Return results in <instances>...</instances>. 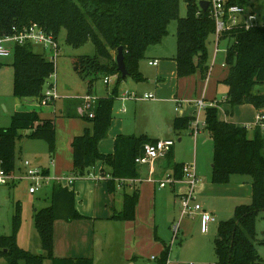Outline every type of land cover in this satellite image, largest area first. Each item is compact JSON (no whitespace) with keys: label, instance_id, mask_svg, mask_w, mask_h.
I'll return each instance as SVG.
<instances>
[{"label":"trees","instance_id":"trees-1","mask_svg":"<svg viewBox=\"0 0 264 264\" xmlns=\"http://www.w3.org/2000/svg\"><path fill=\"white\" fill-rule=\"evenodd\" d=\"M248 0H229L246 6ZM187 14H180L181 4ZM201 0H0V34H9L13 26L31 23L42 25L53 32L56 39L65 32V42L81 47L91 41L95 54L80 55L75 59L77 71L90 78L89 93L102 76H117L112 95L100 97L91 112L83 117L94 123V129L75 136L73 146V173L87 176L98 162L100 173L110 177L109 191H117L116 182L140 178V165L136 157L143 147L156 139L146 134L124 135L115 138L114 151L103 153L100 142L108 137L113 120V105L118 87L126 79L118 70L116 55L123 47L127 69L136 81H144L139 61L148 47L158 44L169 33V25L177 20L178 77L198 74L206 78L211 68L210 45L214 41L215 21L200 6ZM232 39L227 46L228 72L222 80L228 86L227 102L231 108L251 104L264 113V24L250 29L236 28L223 36ZM14 95L20 108L11 116L9 127H0V165L8 172L16 168L15 142L24 134L43 139L48 144L50 157L57 146L56 122L42 113L44 88L55 71V66L44 54L33 50L32 44L14 47ZM54 100L49 102L52 103ZM206 130L213 139L212 181L228 183L232 175H249L252 179V201L238 205L234 217L221 221L214 240L216 264H264L256 248V220L264 211V130L220 118L217 107H208ZM193 117H177L174 129L191 127ZM250 135V129H253ZM168 167L176 177H182L181 163L173 162L172 149ZM48 174L49 171L46 170ZM133 185V184H132ZM140 192L135 184L131 192L123 193L122 210H113L112 219L131 221L136 218ZM85 218L77 209L76 194L72 187L54 181L49 206L35 210L34 223L45 253H33L22 248L16 230L21 221V205H17L13 218L14 233L0 235V257L7 264H43L54 258L55 223ZM171 246H166L158 257V264L169 259ZM77 261V260H76ZM77 264H95L93 258H83Z\"/></svg>","mask_w":264,"mask_h":264},{"label":"rangeland","instance_id":"rangeland-1","mask_svg":"<svg viewBox=\"0 0 264 264\" xmlns=\"http://www.w3.org/2000/svg\"><path fill=\"white\" fill-rule=\"evenodd\" d=\"M246 6L263 19L264 0H248ZM180 14L182 17H185L187 14L186 4L184 2L181 4ZM177 27V20H173L168 28L169 33L160 43L148 47L145 52V57L140 59L139 70L145 78L144 81H136L131 76H128L121 83L122 88H128L136 92L139 96L152 93L156 99H131L126 102L125 107H122L121 100L116 98L113 105V119L117 117V119L127 121V127L121 132L124 135L143 133L141 131L148 133L151 137L165 138L169 135L175 140L173 153L176 162L181 164L194 163L199 177L206 182H211V160L214 144L205 126H200L197 137L190 128L178 130L173 127L177 117L191 115L194 111H197L196 100L205 98L207 103H210L213 99L222 100L227 94L228 86L221 80L225 78L228 72V65L225 66L228 41L222 39L219 42V50L216 55L217 44L215 42L211 43L210 60L212 70L206 78H202L198 74L178 77V74L176 75L174 73L175 83L178 89L174 101L167 102L164 100L167 96L162 94L161 88L167 82L168 78H173V66L171 63H166V69L170 72L167 71V75L159 79V68L150 65L149 61L158 57L162 67L166 62L164 61L165 59L177 54ZM60 45L61 54L58 58V68L55 73L57 76V91L59 95L56 98V101H59L58 108L65 102L67 97L75 98L88 93L90 78L84 79L77 71L75 59L80 55L93 56L95 54V47L91 41L81 47L68 45L65 42V32L60 36ZM33 50L44 55L48 53H45L43 46L37 43L33 44ZM13 61L14 53L9 57L0 58L1 128L10 126L11 116L17 110V99L14 95L15 68L12 65ZM54 80L55 77H52L48 81L53 82ZM153 80L156 83H153ZM115 84L116 80H113L109 85L110 88ZM48 85L46 84L45 87H48ZM106 86L102 76L94 83V87L99 91H102ZM46 106L42 108L44 116L56 119L57 115L49 114L52 107ZM121 108H126V111L121 112ZM205 111L206 109H203L200 114L202 122L206 121ZM256 115L257 111H255L254 106L251 104L238 105L232 111L229 105H225L223 111L220 112V116L224 119L249 126L255 121ZM64 119L67 120L66 128L62 127L59 122H56L58 129V136L56 137L57 146L52 158L50 157L48 144L45 140L30 138L25 134L22 137L16 138L15 172L21 173V164H23V161L29 160L36 166L43 168L49 167L51 169L50 177H52L56 160L58 157H61L63 160L62 168L68 169L69 164L71 166L70 171H64L60 174L54 173V177L60 178L63 185H68L67 180H65L67 175L77 180L80 178L81 180H79L75 188L77 205H80L85 213L91 214L94 211L100 213L103 211V207L97 204V190L94 186H91L93 182H88L73 173V157L71 158L69 149L58 150V144L60 146L65 144L64 140L68 138L70 128H77V122L84 127L80 134L85 133L87 129L93 131L94 123L90 119L83 118V114L80 116L64 117ZM142 124L146 128H140ZM250 135H252L251 131ZM107 139L105 138L101 141L102 147L100 150L108 151L109 147L105 143ZM195 144H197L196 146L198 148ZM70 149L73 153L72 144H70ZM95 170L96 174L99 175L100 167L96 165ZM141 171V200L139 204L141 213L139 217L138 215L136 217L139 226H141L145 234H148L146 230L150 228L151 239L155 244L149 243L147 240L136 243L132 239V232L130 235L129 231L127 232L126 242H124L123 230L119 227V224L122 223H116L118 225L112 226L110 223H105L106 220H102V217H100L96 223V236L101 242V249L103 248V251L97 254L96 264H158V259L152 260L151 257H159L161 251L166 246H171L169 264H216L217 257L214 250V240L217 235V228L221 221L234 217L235 204H230L227 199L220 197L215 199L213 203H215L216 209L213 212L217 218V222L210 225L209 232L203 233L198 217H181L180 205L179 202H176L173 190L169 187L159 189L154 183L148 181L149 171L146 166L142 165ZM156 172V176H161V170L159 168L156 169ZM168 173L172 172L169 171ZM104 179L107 182L110 177L105 176ZM231 179L234 180V184H237L235 180L244 179L248 181L251 180V177L249 175L236 174ZM53 181L52 179L49 183L43 184L37 193H31L29 191L30 183L25 179L18 181L15 185L0 186V235H11L14 233L13 218L16 214L17 205L20 204L21 221L16 230L17 241L22 248L33 253L39 254L42 252L39 233L34 223V215L35 210L50 205ZM125 183L126 185H132L136 182L131 183L126 180ZM195 201L199 203L204 202L202 198L198 199L197 190ZM241 201L243 202L240 204L251 203L249 198ZM79 209V213L84 216V213L81 212L82 210L80 211ZM82 219L75 220L76 222L73 224L75 230H78L77 227L79 224H84L85 220ZM150 219L152 220V224L150 223ZM57 222L58 236H60L64 234L61 226L65 221L58 220ZM129 224H133V222H129ZM175 225L179 226L177 236L173 229ZM80 232L84 233L82 230ZM256 233V248L260 256L264 259V211L260 212L257 216ZM62 238L64 239L63 236ZM0 264H7V260L4 257H0ZM43 264L50 263L48 260H45Z\"/></svg>","mask_w":264,"mask_h":264},{"label":"crops","instance_id":"crops-1","mask_svg":"<svg viewBox=\"0 0 264 264\" xmlns=\"http://www.w3.org/2000/svg\"><path fill=\"white\" fill-rule=\"evenodd\" d=\"M224 39L228 41V44L232 41V39H229V38H224ZM175 56H176V54L173 55V57H169V58L165 59L164 61H166V62L164 63V66L161 67L160 62L157 66H155V67L159 68V79H162V77L164 75H167V71L170 72L169 70L166 69V63H171L173 66V71H174L173 72V78H168L167 82H165L161 88L162 94L164 96H167L164 98V100H166L167 102H173L174 101V98L176 97V92L178 89L176 86V83H175V74L177 75V63L175 61ZM154 59H159V58L156 57ZM154 59H151V60H154ZM226 65L227 64H225V66ZM152 66H154V65H152ZM152 82L156 83L154 80ZM121 83L118 87V96L116 98H119L121 100L122 107L123 106L125 107L126 102L131 100V99L123 101L120 98L121 94L125 91H131V90L128 88H125V87L122 88ZM115 86H116V84L110 88V86L107 85L102 91H99L95 87H93L92 94H95L99 97L110 96V95H112ZM159 89H160V87H159ZM131 92H133V91H131ZM227 93H228V89H227ZM226 98H227V94L225 95V97H223L222 100L213 99L211 101V102H216L218 104L217 108L219 109V114L221 111H223V108L225 105H229L228 102L226 101L227 100ZM155 99H156V97H155ZM155 99H148V100H155ZM133 100H136V99H133ZM140 100H145V99H140ZM58 102L59 101L54 100L52 103L48 104L46 107H48V106L50 108L52 107L50 109L49 114L57 115L55 122H59L62 127L66 128V126H67V120H65L64 117H68V116L72 117V116L82 115L80 108L82 107L83 102L81 99H79L77 97H75V98L67 97L65 99V102L63 104H61L60 108H58V106H57ZM19 108H20V104L17 102V110ZM229 108L231 109V111L234 110V108H231L230 105H229ZM122 111L125 112L126 108H121V112ZM226 111H229V110H226ZM255 111H257L256 108H255ZM195 112H197V111H194L191 115H187V116L193 117ZM257 113H258V111H257ZM187 116H184V117H187ZM83 118H85V117H83ZM220 118L223 120H227V119L222 118L221 116H220ZM227 121H229V120H227ZM126 123H127L126 120L123 121L121 119H117V117L112 120V125H111V128L109 130L108 137H107L108 139L105 142L107 144V146L109 147V149H108V151L101 150L103 153H112L114 151L115 138L119 134H121V132H123L124 128L127 127ZM140 123H141V121H140ZM243 125H245V124H243ZM84 126H85V124H84ZM140 128H146V127L142 124V126H140ZM83 129H84V127L81 126L77 122V128H70V132L68 133V138H66L64 140L65 144L61 145V146L58 144V150L69 149L70 150V156L72 158L73 153L71 152L70 144H72L73 138H75V136L79 135L80 132L83 131ZM190 129H191V127H190ZM57 130L58 129H57V124H56V132H57ZM253 130H254V128L250 129L251 133H253ZM141 132H143V133H139L136 135H141V134L148 135V133H144V131H141ZM57 136H58V132H57ZM149 137L152 139H159L158 137H151V136H149ZM165 138H171V137L169 135H167ZM196 145L197 144H195V146ZM174 146H173V148H174ZM101 147H102V144L100 142L99 148L101 149ZM173 148H172V154H173L172 160L174 163H177L175 160V157H174ZM169 161L170 160H169L168 155H166L165 158H162V159H159L158 161H156L153 176L151 177L150 173H149V177L147 178L148 181L154 183L155 186L158 187L159 189H163V188L159 187V185L156 183V181H152V180H150V178L155 179V180L164 178L168 174L169 171H171L172 174H174L173 169L168 167ZM102 164H103L102 162H98L96 165L98 167H101ZM62 165H63V160L61 159V157H58L56 160V166L54 169V173L60 174L61 172H64V171L65 172L70 171L71 166L69 164H68V169L62 168ZM141 166L142 165H140V173L142 172ZM143 166H146L148 168V171H149V167L147 165H143ZM20 167H21L20 170H22V164ZM41 168H43V167H41ZM157 168H159L161 170V176L155 175L157 173L156 172ZM211 168H212V160H211ZM43 169L45 171L48 170L49 171L48 174L51 175V169L49 167H44ZM93 172L96 174L95 168L93 169ZM54 173H53L51 178L54 181L60 180V178L54 177L55 176ZM99 174H102V173L99 172ZM67 176H69V175H67ZM174 176L176 177V175H174ZM232 176H234V175H232ZM232 176H231V178H232ZM82 178L87 180L88 182H91V183L93 182V184H91V186H94L95 189L97 190V204L99 206L103 207V211L100 213H98L97 211H94L91 214H88V213H85L83 211V209H81L80 205H77V208L79 209V207H80L79 210L80 211L82 210L81 212L84 213L85 218L82 219V220H85L84 224H82V223L79 224L77 227L78 230L77 229L75 230L73 227V224H75V222H76L75 220L71 221V222L65 221L64 224H62V226H61V228L64 231V234H61L60 236H58V231H57L58 222L56 221V223H55V245H54V258H55V260H53L51 258L46 259L49 261L50 264H77L76 262H78V260L83 259V258H93L95 260V264H96L97 254H99L100 252L103 251V248L101 249V242L96 236V223H97V220L100 219V217H102V220H106L105 223H110V224H112V226L118 225L116 223H122V224H119V227H121L123 230L124 242H126L127 232L129 231L130 235L132 232V239L136 243L141 242L143 240H147L149 243L155 244V242L151 239L150 228H148L146 230V232H148V234H145L142 231L141 226H139V222L137 220V217H136V220L134 219L131 221L130 220L129 221H121V220H116V219L111 218V214H112L113 210H116V211L122 210L123 193L127 192V191L131 192V190L135 184L138 186L139 192H140L139 203H138L137 211H136V215H138V217H139V215L141 213V209H139V204H140V200H141V190H140V188H141V175H140V178L138 179V181L133 185H129V184L121 185L120 183L116 182L117 191L115 193H110L108 181L105 182L106 179H104V178L99 179V180H95V179L88 177V176H84ZM176 178H178V177H176ZM79 180H81V179L80 178L78 180L76 179L75 183L71 187L75 189ZM233 181L234 180L231 179L230 182H228V183H214V182H212V180H211V182H206L201 178L200 183L196 188L198 199L202 198V200L204 202H202L201 204L204 206V208L207 211L211 212L214 216H215V214H214L213 210L216 209V206H215V203H213V202L215 199H217L219 197L223 198V199H227L230 204H232V203L235 204V208L238 205H241L240 203L243 202L241 200L249 198L252 201V180H248V181L244 180V179L235 180V181H237V184H234ZM156 187H155V189H156ZM167 187H169L173 190V192L175 194L176 202H179L181 195L183 193H185L188 189L187 183L181 179L178 180L175 184L169 185ZM167 187H164V188H167ZM75 191H76V189H75ZM76 202H77V197H76ZM129 222H133V224H129ZM214 222H217V218H216V221H214ZM214 222H211V224ZM150 223L152 224L151 219H150ZM199 223H200V220H199ZM80 230L84 231V233L80 232ZM61 233H62V231H61ZM62 236L64 237V239L62 238ZM40 244H41V242H40ZM41 253H45L43 249H42Z\"/></svg>","mask_w":264,"mask_h":264},{"label":"built area","instance_id":"built-area-1","mask_svg":"<svg viewBox=\"0 0 264 264\" xmlns=\"http://www.w3.org/2000/svg\"><path fill=\"white\" fill-rule=\"evenodd\" d=\"M209 1V14L212 19L215 21V33H214V42L217 44L216 53H218V44L223 39L225 33L236 29V28H245L250 29L253 26L263 25L261 18L252 10L248 9L247 6L230 3L229 0H208ZM41 44L45 49V55L47 59L53 62L55 66V71L49 78L55 77L53 82H47L48 87L44 88V98L42 100V105H48L51 100H56L59 96L57 91V76L56 70L58 68V58L61 54V45L53 32L47 31L42 25L38 23H31L22 27L13 26L12 32L9 34H0V58L9 57L13 54L14 47L18 44ZM159 59L150 60V65L157 66L159 64ZM214 62V60H213ZM212 67L210 68L211 72ZM55 74V75H54ZM117 76H106L103 78L106 85H110L113 80H116ZM77 98L81 99L83 102L80 111L82 114H88L90 118L94 116V113L91 112V109L99 100V96L88 93L84 96H78ZM123 101L128 99H155V95L152 93H146L143 96H139L136 92L125 91L121 94L120 97ZM197 106V112L193 116L191 122V130L198 136L200 131V126H206V121L202 122L201 111L207 109L208 107H218L216 102L207 103L205 98L198 99L195 102ZM249 126V125H248ZM249 127H261L264 130V113L258 112L256 119L252 125ZM175 145V140L173 138H159L154 142H148L143 147V152L141 155L136 157V163L138 165H147L149 167V173L152 177L154 174V167L156 161L159 159L165 158L168 152ZM22 172L16 173L6 171L0 165V186L3 185H15L18 181L25 179L30 183L29 191L31 193H37L42 188L43 184L49 183L52 179L46 171L34 165L31 161L25 160L22 164ZM95 180L103 179L105 176L103 174H95L91 171L88 175ZM183 180L187 183L188 189L183 193L179 200L180 213L181 217H198L200 220V228L203 233H207L210 230L211 222L216 221V217L209 211H207L204 206L196 202V188L200 183L201 178L199 177L194 163H184L182 166V177L176 178L172 173H168L164 178L155 180L150 178L152 181H156L159 187L164 188L169 185L175 184L178 180ZM68 185L72 186L76 178L72 176H67L65 178ZM61 182L60 180H55ZM129 182H137V180H127ZM54 182V181H53ZM62 183V182H61ZM63 184V183H62ZM178 225L173 227L175 235H178ZM152 260H157V256H152ZM165 264H169V259Z\"/></svg>","mask_w":264,"mask_h":264},{"label":"water","instance_id":"water-1","mask_svg":"<svg viewBox=\"0 0 264 264\" xmlns=\"http://www.w3.org/2000/svg\"><path fill=\"white\" fill-rule=\"evenodd\" d=\"M200 6L204 11H207L208 7H209V1L208 0H201ZM261 21L264 22V16H263V19ZM116 61H117V65H118V70L121 72L123 78H126L127 76H129L130 73L127 69L123 47H119L117 55H116Z\"/></svg>","mask_w":264,"mask_h":264}]
</instances>
